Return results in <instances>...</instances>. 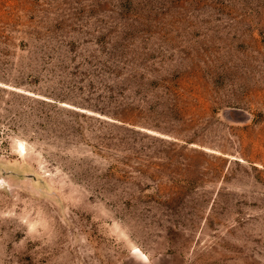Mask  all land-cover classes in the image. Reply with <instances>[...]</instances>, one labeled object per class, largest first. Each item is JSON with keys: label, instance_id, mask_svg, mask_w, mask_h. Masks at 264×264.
I'll return each instance as SVG.
<instances>
[{"label": "rangeland", "instance_id": "rangeland-1", "mask_svg": "<svg viewBox=\"0 0 264 264\" xmlns=\"http://www.w3.org/2000/svg\"><path fill=\"white\" fill-rule=\"evenodd\" d=\"M0 264H264V0H0Z\"/></svg>", "mask_w": 264, "mask_h": 264}]
</instances>
